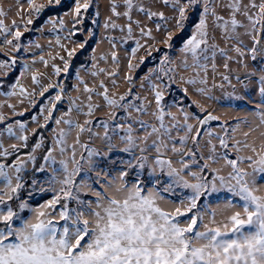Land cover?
Instances as JSON below:
<instances>
[{
	"label": "snow or ice",
	"instance_id": "obj_1",
	"mask_svg": "<svg viewBox=\"0 0 264 264\" xmlns=\"http://www.w3.org/2000/svg\"><path fill=\"white\" fill-rule=\"evenodd\" d=\"M0 264H264V0H0Z\"/></svg>",
	"mask_w": 264,
	"mask_h": 264
}]
</instances>
